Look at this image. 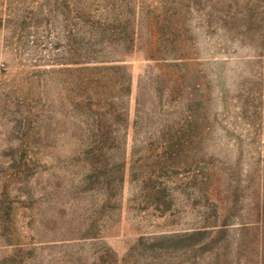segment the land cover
Here are the masks:
<instances>
[{
	"label": "rangeland",
	"instance_id": "obj_1",
	"mask_svg": "<svg viewBox=\"0 0 264 264\" xmlns=\"http://www.w3.org/2000/svg\"><path fill=\"white\" fill-rule=\"evenodd\" d=\"M263 142L264 0H0V264H264Z\"/></svg>",
	"mask_w": 264,
	"mask_h": 264
},
{
	"label": "trees",
	"instance_id": "obj_2",
	"mask_svg": "<svg viewBox=\"0 0 264 264\" xmlns=\"http://www.w3.org/2000/svg\"><path fill=\"white\" fill-rule=\"evenodd\" d=\"M120 89H122L123 91L127 90V85H125V81L122 80L121 85H120ZM100 144H102V142H100ZM97 149V150H96ZM94 149V152L96 153V155L101 156L100 154H102V150L101 147H98ZM263 150H264V142H263ZM264 156V154H263ZM263 162H264V158H263ZM264 170V169H263ZM109 172L107 171V177ZM218 178L215 176H210L207 177L205 179V181H203V184L208 185L209 188V195L212 197V195H216L218 196V192H217V187H218ZM219 199V198H218ZM246 213L247 215H254L256 217V223L261 224L263 231H264V173H263V178L261 180L260 183V187H258V190L256 189V191L250 192V196H249V206H247L246 208ZM222 225V224H221ZM203 232L202 230H193L190 233L184 235L187 238H191V237H195L197 238V236L202 235ZM264 235V232H263Z\"/></svg>",
	"mask_w": 264,
	"mask_h": 264
}]
</instances>
